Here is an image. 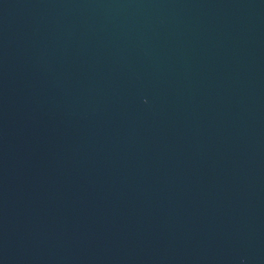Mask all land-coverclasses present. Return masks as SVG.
<instances>
[{
  "label": "water",
  "instance_id": "obj_1",
  "mask_svg": "<svg viewBox=\"0 0 264 264\" xmlns=\"http://www.w3.org/2000/svg\"><path fill=\"white\" fill-rule=\"evenodd\" d=\"M0 264H264V0H0Z\"/></svg>",
  "mask_w": 264,
  "mask_h": 264
}]
</instances>
